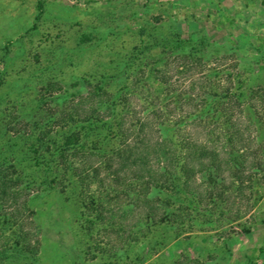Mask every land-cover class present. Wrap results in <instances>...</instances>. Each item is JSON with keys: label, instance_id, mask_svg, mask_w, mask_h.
<instances>
[{"label": "rangeland", "instance_id": "rangeland-1", "mask_svg": "<svg viewBox=\"0 0 264 264\" xmlns=\"http://www.w3.org/2000/svg\"><path fill=\"white\" fill-rule=\"evenodd\" d=\"M40 1L45 5L38 20ZM140 28L147 29V40L149 34L163 38L169 32L194 43L206 39L203 55L210 63L197 61L181 71L182 62L169 59L172 84L184 93L197 95L208 72L232 70L235 63L252 71L250 87L264 84V0H0V161L16 158L19 168L30 175L26 180L30 187L18 200H28L27 228L39 241V257L30 264H122L119 256L125 255L127 264L138 258L143 264H264V167L250 169L252 188L214 209L213 223L199 220L179 239H171L160 228L165 244L156 251L152 248L157 238L139 244L131 239L146 208L142 205L125 214L133 198L129 194L134 193L130 186L119 200L111 201V212L104 213L89 235L81 226L85 219L78 192L44 185L49 171H39L29 162L33 153L28 138L49 127L53 113L65 103L85 95L87 81L110 82L107 88L115 92L120 89L119 78L137 70L141 61L131 55L141 44ZM152 56L162 57L161 49L145 55ZM126 64H133L132 70ZM181 102L171 103L172 123L200 104ZM131 104L132 112L139 114L131 117L142 116L144 104L136 99ZM151 112L150 107L147 116L152 118ZM181 123L187 125V138L192 132L193 138L203 140V128L192 119ZM250 129L246 146L251 161L258 162L264 157V144L254 142L256 128ZM150 136H158L154 128ZM116 170L117 165L106 163L100 168L98 178L107 189L115 184ZM134 174L126 169L120 177L128 185ZM224 178L230 181L228 172ZM11 206L8 203L0 213L10 212ZM161 213H156V221ZM13 260L25 262L20 255Z\"/></svg>", "mask_w": 264, "mask_h": 264}, {"label": "trees", "instance_id": "trees-1", "mask_svg": "<svg viewBox=\"0 0 264 264\" xmlns=\"http://www.w3.org/2000/svg\"><path fill=\"white\" fill-rule=\"evenodd\" d=\"M44 5V1L38 3V20ZM138 34L141 44L131 55L141 61L137 70L131 69L133 64H126L133 72L119 78L120 89L115 92L107 88L110 82L87 81L85 95L65 103L53 113L49 127L41 129L38 137L28 138L33 153L29 162L32 160L39 171H49V181L44 180V185L61 192L68 187L78 192L81 217L85 219L81 226L89 235L102 222L104 213L111 212V201L119 200L130 186L134 193L129 194L133 198L123 210L125 214L142 205L146 208L131 239L139 244L157 238L152 249L158 251L165 244L160 228L168 231L171 239H179L191 233L199 220L213 223L214 209L231 200L230 196H243L252 188L254 178L249 171L263 168L264 157L251 161L246 131L255 127L254 142L264 144V84L250 87L252 71L235 63L232 70L208 72L197 95L184 93L172 84L169 59L181 61V71H188V65L197 61L210 63L209 56L203 55L206 39L194 43L169 32L163 38L149 34L147 40L146 28H140ZM156 48L165 58L145 57ZM191 88L194 90V85ZM132 99L144 104V116L131 117ZM183 99L187 104H200L172 123L170 114L175 111L170 112L171 103L177 105ZM150 107L152 118L147 116ZM133 114L137 117L138 113ZM184 119H192L203 128V140L193 138L192 132L186 137L187 125L181 123ZM152 128L158 133L154 138L150 136ZM104 163L114 168L117 165L115 184L108 189L98 178ZM19 164L13 157L0 161V211L10 202L13 205L10 212L0 213V264H15L16 255L22 256L24 264L39 257V241L31 235L25 218L31 210L28 200L18 202L30 187L26 185L30 175ZM126 169L135 172L128 185L129 181L120 177ZM227 172L228 182L224 178ZM164 191L165 198L160 196ZM158 211L162 212L160 221H156ZM119 257L123 261L128 258ZM143 263L138 258L132 264Z\"/></svg>", "mask_w": 264, "mask_h": 264}]
</instances>
